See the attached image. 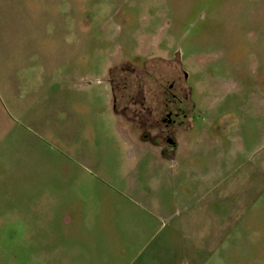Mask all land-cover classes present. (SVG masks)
Here are the masks:
<instances>
[{
    "label": "rangeland",
    "instance_id": "obj_1",
    "mask_svg": "<svg viewBox=\"0 0 264 264\" xmlns=\"http://www.w3.org/2000/svg\"><path fill=\"white\" fill-rule=\"evenodd\" d=\"M174 53L140 131L111 71ZM0 264H264V0H0Z\"/></svg>",
    "mask_w": 264,
    "mask_h": 264
},
{
    "label": "flooded vegetation",
    "instance_id": "obj_2",
    "mask_svg": "<svg viewBox=\"0 0 264 264\" xmlns=\"http://www.w3.org/2000/svg\"><path fill=\"white\" fill-rule=\"evenodd\" d=\"M151 62L164 67L163 73L160 72L166 76L164 79L159 75L149 79L150 74L146 67L151 65ZM151 62L144 65L143 70L140 71L132 65L122 64L114 68L111 74L113 77L119 75L120 79L116 89L120 90L123 104L118 110L123 112L125 119L134 128L140 131L149 128L158 136L166 133L169 128L180 125L182 121H186L190 104L186 102L187 90L184 87L186 74L181 70L180 55L174 53L171 61L167 63L160 62L158 59ZM125 72H128V78ZM132 75L139 77L138 103L133 102L134 99L129 92V81ZM161 80L164 81L161 82Z\"/></svg>",
    "mask_w": 264,
    "mask_h": 264
}]
</instances>
